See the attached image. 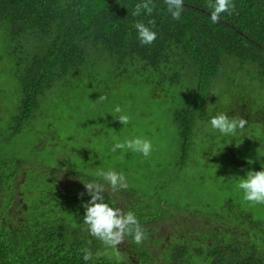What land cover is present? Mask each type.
I'll use <instances>...</instances> for the list:
<instances>
[{"label":"trees","instance_id":"16d2710c","mask_svg":"<svg viewBox=\"0 0 264 264\" xmlns=\"http://www.w3.org/2000/svg\"><path fill=\"white\" fill-rule=\"evenodd\" d=\"M138 2L141 0H0V22L8 24L10 38L19 41L30 36L44 45L40 53L31 57L20 76L22 98L17 122L30 118L38 107L39 97L56 82L71 72L75 75L81 72L86 59L84 43H90L108 53L119 72L128 64L140 61L142 68L151 69L171 85L177 83L180 69L187 75L193 72L195 91L186 95L183 107L173 113L181 139L177 161L181 166L185 164L189 136L196 122L210 121L218 111H226L216 108L215 113L204 117L209 83L222 59L236 58L240 71L247 63L251 64L256 79L264 81V0H233L235 10L221 14L215 24L210 19L209 0H184L179 20L172 19L164 0H153L155 8L151 17L143 13L133 16ZM149 19L155 21L152 28L157 38L150 45H141L134 24L137 21L147 24ZM167 66L174 67L169 75L161 69ZM159 82L154 86L158 87ZM230 92L228 105L244 103L249 114L241 109L238 116L261 123L264 128V117L254 113L264 114V105L258 104V98ZM227 153L231 155L230 161L248 167L249 155L234 159L232 146ZM252 171L259 168L256 166ZM44 174L39 172L34 177ZM18 175L19 172L10 173V180L0 171V264H264V209L260 212L257 204L243 198L238 201L229 197L218 212L210 215H190L208 219L212 230L207 231L205 223L193 221V230L184 226L182 229L187 231L177 235V226L182 222L170 221L173 228L167 236L157 237L165 228L162 221L168 222L184 211L164 205L158 194L156 204L146 201L149 199L141 203L133 190L124 187L112 191L104 182L105 202L124 212L132 211L145 234L141 244H136L129 235L125 237L124 249L118 245L109 248L90 236L83 223L82 205L91 198L84 183L103 184L97 177L74 173L68 181V191L56 189L49 182L53 187L48 184L45 190H36L48 194L45 202V196L29 205L22 202L13 219L10 208L17 205L14 200L20 193L14 183ZM24 179L27 182L30 178L24 174ZM5 192L9 196L2 210ZM35 212L36 215L28 216ZM85 248L92 251L91 260L83 259Z\"/></svg>","mask_w":264,"mask_h":264},{"label":"rangeland","instance_id":"374dc122","mask_svg":"<svg viewBox=\"0 0 264 264\" xmlns=\"http://www.w3.org/2000/svg\"><path fill=\"white\" fill-rule=\"evenodd\" d=\"M43 46L30 36L13 41L8 24L0 22V171L10 180V173L19 172L14 183L20 193L17 205L10 208L13 219L22 202L29 205L42 196L45 202L48 194L36 190H45L49 182L56 186L60 181L58 187L68 191L70 177L82 173L97 177L104 184L106 181L97 176V172L112 169L123 173L126 189L137 193L141 203L156 204L161 196L164 205L184 211L168 222L162 221L165 228L157 237H166L173 228L171 222L177 221L182 222L177 226V235L187 231L182 229L184 226L191 230L193 221L205 223L209 231L213 228L208 219L190 215L218 212L229 197L241 200L239 178H244L256 166L259 171L264 168V128L248 118L247 125L232 135H222L212 129L210 121H197L189 136L185 164L179 166L181 139L173 113L183 107L185 96L195 91L193 72L187 75L180 69L179 79L173 85L160 79L151 69L142 68L140 61L128 64L119 72L112 65L110 55L90 43H84L86 59L81 72L78 75L71 72L64 80L56 82L39 97L38 107L30 118L18 123L22 98L20 76L31 57L40 53ZM226 61L229 63L223 65ZM244 66L240 71L236 58L222 59L205 96V118L215 113L216 108L226 110L230 117L238 116L241 109L246 110L244 103L228 105L230 90L239 95H255L258 104L264 105V81L256 79L251 64ZM161 69L169 75L174 67ZM100 96L107 99L101 101ZM116 105L121 108L119 114L114 111ZM245 113L248 114L247 110ZM254 113L264 117V114ZM120 114L130 117L128 124L123 125L116 119ZM136 137L151 141L150 156L130 150L111 151L115 143ZM231 146L236 155L234 159L249 155L247 168L230 161L227 150ZM39 172L46 174L35 178L34 174ZM24 174L29 181H23ZM8 196V192L2 194V210ZM257 206L260 212L264 209L263 204ZM118 246L124 249L125 243ZM154 248L157 253V247Z\"/></svg>","mask_w":264,"mask_h":264},{"label":"clouds","instance_id":"9594fccd","mask_svg":"<svg viewBox=\"0 0 264 264\" xmlns=\"http://www.w3.org/2000/svg\"><path fill=\"white\" fill-rule=\"evenodd\" d=\"M167 11L173 20H179L184 9V0H164ZM208 7L211 9L210 19L212 23H218L223 13L231 14L235 10L233 0H209ZM155 5L153 0H141L135 4L132 15L139 16L142 13L151 17ZM153 19H149L147 24L137 21L134 28L141 45H150L156 38L157 33L152 26ZM101 101L106 100V96H100ZM116 113H121V108L116 105ZM121 124L129 123L130 117L127 114H120L116 118ZM247 120L241 116L230 117L227 113L220 112L210 118L211 128L217 130L222 135H232L237 129H243ZM130 150L142 154L144 157L150 156L152 143L147 138L136 137L124 142H117L111 148L112 152L117 150ZM97 176L107 182V186L116 191L126 187L123 173L108 169L100 170ZM87 194L91 197L84 208L83 223L87 226L90 236L98 239L109 248H117V245L125 241V237L131 235L136 244H141L145 239V234L140 226L136 215L132 211L124 212L121 208L110 206L105 202V184L99 182L84 183ZM238 188L243 193V200L253 205L264 204V168L260 171H248L244 178H239ZM83 195V194H81ZM85 261L93 258V253L89 248L82 249Z\"/></svg>","mask_w":264,"mask_h":264},{"label":"flooded vegetation","instance_id":"af4514ba","mask_svg":"<svg viewBox=\"0 0 264 264\" xmlns=\"http://www.w3.org/2000/svg\"><path fill=\"white\" fill-rule=\"evenodd\" d=\"M248 121H249V120H248ZM59 185H60V181H57V184H56L55 188H56V189H60V188H58ZM61 187H62V186H61ZM17 199H18V197H16L15 200H14V203H15V204H17Z\"/></svg>","mask_w":264,"mask_h":264}]
</instances>
